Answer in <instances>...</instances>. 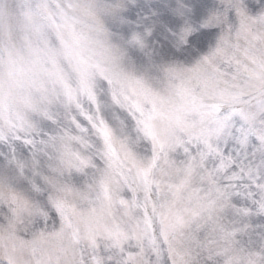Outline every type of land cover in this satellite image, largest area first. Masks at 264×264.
<instances>
[{"label":"snow or ice","instance_id":"snow-or-ice-1","mask_svg":"<svg viewBox=\"0 0 264 264\" xmlns=\"http://www.w3.org/2000/svg\"><path fill=\"white\" fill-rule=\"evenodd\" d=\"M0 264H264V0H0Z\"/></svg>","mask_w":264,"mask_h":264}]
</instances>
